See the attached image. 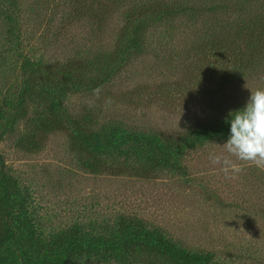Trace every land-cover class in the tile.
I'll return each instance as SVG.
<instances>
[{
  "label": "rangeland",
  "instance_id": "obj_1",
  "mask_svg": "<svg viewBox=\"0 0 264 264\" xmlns=\"http://www.w3.org/2000/svg\"><path fill=\"white\" fill-rule=\"evenodd\" d=\"M20 1L18 41L5 26L2 5L8 0H0V107L12 124L11 132L0 137V155L25 199L23 219L35 238L48 243L74 226L95 236L114 229L121 215H133L159 227L185 250L209 254L210 263L264 264V171L237 162L243 171L226 179L221 166L209 159L210 154L224 152L230 130L185 150L183 173L162 169L143 176L136 160L116 157L106 159L102 171L93 173L72 150L65 131L41 129L34 102H25L21 117L6 105L21 87L24 57L38 62L41 73L56 84L65 80L63 68L78 59L109 70L120 58L115 46L129 10L161 2L176 15L149 23L143 54L130 57L96 89L63 93L60 119L79 120L88 112L101 123L111 120L168 136L200 123L214 129L225 114L245 105L249 89L264 88V57L254 64L234 63L231 79L222 75L224 63L229 65L224 58L229 48L213 51L197 43L205 44L212 31L234 27L246 16L264 21V0H106L101 23L92 16L74 15L75 0ZM243 1L244 12H239ZM234 39L235 33L230 37ZM104 75L90 74L97 79ZM5 251L0 248V254ZM66 263L122 264L99 254Z\"/></svg>",
  "mask_w": 264,
  "mask_h": 264
},
{
  "label": "trees",
  "instance_id": "obj_2",
  "mask_svg": "<svg viewBox=\"0 0 264 264\" xmlns=\"http://www.w3.org/2000/svg\"><path fill=\"white\" fill-rule=\"evenodd\" d=\"M115 1L118 3L124 0ZM255 1L257 0L248 2ZM245 3V1L240 2L237 11L244 12ZM93 4L97 5V9H92ZM20 6V0H8V4L2 5L3 11L7 12L5 26L10 33H14L18 41L21 39L22 9ZM106 7V0L96 4L95 0H75L73 14L78 18L92 16L97 23H101L105 20ZM261 10L264 11V9ZM175 15L174 9L161 5V2L142 3L132 7L127 13V24L120 29L119 41H116L115 47L120 58L116 59L113 67L105 70L103 68L105 66L100 67L99 64L98 68L94 66L95 64L78 59L63 68L62 74L65 76L63 84L48 81V74L41 73L43 67L38 62L24 57L21 65V87L16 98L8 101L6 105L13 107L17 117H21L26 114L25 102L28 99L31 103L34 102L37 106L34 116L41 129L65 131L69 136L70 147L81 154L82 164L90 172L102 171L105 160L111 158L114 161L116 157L136 160L137 168L143 176L162 169L183 173L181 157L184 151L210 142L220 137L219 134L222 131L230 130V123L226 122L229 114H225L222 122L214 129L209 128L205 123H200L178 136H168L159 131L130 129L111 120L101 123L88 112L83 113L79 120L66 119V117L64 121L60 119L63 93L100 87L106 79L127 63L130 57L137 53L143 54L144 37L150 22L173 18ZM212 32L210 39L209 36L204 39L205 44H197H208L209 49L212 48L213 51L217 48L222 50L229 48L228 56L224 58L230 61L229 65L224 63L223 76L232 79L237 62L249 65L254 64L257 59H263L264 21L248 19L246 16L234 27L223 26L220 30ZM218 33L221 35H215ZM233 33H235V39L231 41L230 37ZM239 39L245 42L244 47L247 53L245 49H241L242 40L238 42ZM2 41L4 42L3 39ZM191 47L199 48L194 44H191ZM191 47L189 48L192 49ZM93 71H100L105 75L97 79L90 76ZM222 78L224 82L228 80ZM239 108L241 107L237 109ZM66 121L70 122L68 126ZM0 125H2L0 137L11 132L12 124L5 117L1 107ZM109 172L115 174L118 171L109 170ZM24 202L25 199L19 191L16 179L7 172L0 155V248L6 249V253L0 254V264H67L66 262L70 259H80L92 254H99L122 264L131 262L214 264L210 263L209 254L185 250L167 237L159 227L149 226L142 218L133 215H121L114 229H107L99 235L94 236L89 231L82 232L74 226L67 232L57 234L48 243H43L35 238L31 226L23 219Z\"/></svg>",
  "mask_w": 264,
  "mask_h": 264
},
{
  "label": "clouds",
  "instance_id": "obj_3",
  "mask_svg": "<svg viewBox=\"0 0 264 264\" xmlns=\"http://www.w3.org/2000/svg\"><path fill=\"white\" fill-rule=\"evenodd\" d=\"M249 90L245 105L229 113L226 122L230 123V134L223 143L224 152L209 155L213 164L221 166L226 179L243 171L237 162L264 171V88Z\"/></svg>",
  "mask_w": 264,
  "mask_h": 264
}]
</instances>
